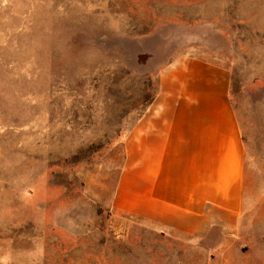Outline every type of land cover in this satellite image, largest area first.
Returning <instances> with one entry per match:
<instances>
[{
  "label": "rangeland",
  "instance_id": "1",
  "mask_svg": "<svg viewBox=\"0 0 264 264\" xmlns=\"http://www.w3.org/2000/svg\"><path fill=\"white\" fill-rule=\"evenodd\" d=\"M231 73L239 227L193 240L117 217L128 131L161 67ZM0 264H264V0H0Z\"/></svg>",
  "mask_w": 264,
  "mask_h": 264
},
{
  "label": "crops",
  "instance_id": "2",
  "mask_svg": "<svg viewBox=\"0 0 264 264\" xmlns=\"http://www.w3.org/2000/svg\"><path fill=\"white\" fill-rule=\"evenodd\" d=\"M231 73L209 56L159 69L157 92L128 131L112 212L144 230L193 240L238 229L246 209V146Z\"/></svg>",
  "mask_w": 264,
  "mask_h": 264
},
{
  "label": "trees",
  "instance_id": "3",
  "mask_svg": "<svg viewBox=\"0 0 264 264\" xmlns=\"http://www.w3.org/2000/svg\"><path fill=\"white\" fill-rule=\"evenodd\" d=\"M151 103V102H150Z\"/></svg>",
  "mask_w": 264,
  "mask_h": 264
}]
</instances>
